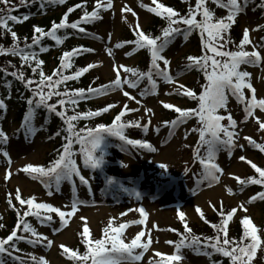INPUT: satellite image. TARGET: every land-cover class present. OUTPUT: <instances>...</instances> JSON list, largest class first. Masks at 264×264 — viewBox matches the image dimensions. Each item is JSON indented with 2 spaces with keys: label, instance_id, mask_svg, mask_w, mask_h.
<instances>
[{
  "label": "snow or ice",
  "instance_id": "snow-or-ice-1",
  "mask_svg": "<svg viewBox=\"0 0 264 264\" xmlns=\"http://www.w3.org/2000/svg\"><path fill=\"white\" fill-rule=\"evenodd\" d=\"M48 2L64 4L66 0H48ZM152 2L155 4V7H150L143 3H141L140 6L147 8L148 11L167 20V27L162 29V35L153 37L150 34H146L137 21L133 28L137 39L135 41L125 42L134 43L137 50L142 48H147L149 50L151 56L149 70L147 72H141L137 68L124 65L114 66L117 74L115 81L111 84L102 85L99 88L89 87L87 90L80 88L72 91L66 90L64 92L57 90L59 85L66 81L79 78L90 69L97 67V65L89 64L87 67L79 69L72 76L64 75L62 69L66 70L72 67L73 57L82 52H92L94 50L90 48L86 49L81 46L73 48L71 51H65L61 56L60 68L54 70L52 75L49 76L46 75L41 68V65L44 62L37 59L35 52H29L26 49H30L32 45L39 44L43 37H50L56 41L57 44H61L66 37L62 38L57 35L58 30L60 29L71 28L78 29L80 32H85V29L80 27L81 23H91L95 20L101 19L102 17L99 15L100 9H111L113 7V0H106V2H104V0H96V7L91 13L85 11L80 20L69 23L68 15L77 8L85 7L84 4H77L68 9V12L65 13L60 23L53 22L50 31H45L39 26H34V33L39 35H34L32 44L25 43L24 48H21L17 42V33L11 31L8 27V21H22L17 16L11 15L7 9H0V12L5 13L4 15H0V27L11 31V36L14 41L12 47L5 48L0 46V54L21 56L22 62L29 65L34 60L36 66L32 68V71L36 72L39 69V81H33L31 79L26 80L25 74L22 71L11 73L16 79L25 82L26 87H31V85L35 83L36 87L32 88L33 97H39V99L33 98L28 100L29 108L25 113L21 127L25 129L26 135L32 134L34 132L32 118L35 108L42 106L48 112L55 113V115L64 122L66 125L64 130L67 132L63 151L59 154L58 158L52 162L51 167L45 168L43 166H34L29 163L23 167V172L29 175L36 174L33 176L34 179L51 177L54 175L57 189H59L62 180H67L74 184L75 177L79 178L81 184L88 185V179L82 175L76 160L73 159V156L75 155L73 152V144L80 145L79 153L82 157L83 165L85 168L91 170L100 169L102 165H104L105 152L109 137L118 138L122 142V150L127 146H131L138 150L146 149L151 152L156 151L155 147L147 140L131 139L126 135V130L130 127L141 128L145 132L149 129L150 121L149 123L141 124L139 121L124 122L122 120L128 112H134L137 111V109H130L125 105L124 110L115 117L110 126L99 124L95 128H86L77 131L76 124L74 123L75 121L100 116L102 113H106L116 107V105L110 104L102 109L95 111L89 110L87 112H75V109H73L75 112L73 115H67L66 110L58 111L57 105H60L62 108L66 105H76L81 99L106 95L109 91L116 89L121 90L123 95L129 99L135 100L136 98L134 96H131L129 92L123 90L122 85L126 84L129 88H135L142 79L147 78L154 93L156 88V81L153 79L154 76L162 78L166 83H174L175 81L168 71L169 60L162 55V52L168 45L169 41L179 34H183L185 39H187L193 32L199 33L203 55L187 56L186 60L188 63L184 65V68L187 70L195 68L203 72L206 83L201 86L202 91L199 95L183 85H178L176 93L197 100L198 106L194 109H182L171 103L161 102L165 109H174L178 113L174 120L164 121L163 123L165 126L169 127V133L171 134L175 128L185 123L188 119H197L199 127L193 128L191 131L199 133V140L196 149H194L193 157L194 162H199L201 165L202 170L200 178L203 180L218 181L219 176L217 173L222 174L223 170L215 162L217 153L224 148L229 151V154H231V150L236 147V140L238 139V132L236 131L238 127L237 120L233 118L230 112L226 116L219 114L221 109L227 111L229 95L235 97L238 102L244 104V121L246 122L249 118H254L259 124V130L264 131V119L255 114L257 109L261 113H264V98L257 97L256 89L251 83V73L241 70L242 65L255 66L264 61V56L261 55V52L255 50L258 47H264V45L257 46L254 44L250 39V30L245 28L243 38L237 46L238 50L231 51L226 47L228 44L232 43L231 37L228 35L230 28L236 22L238 14L245 10L250 0H210V2L216 4L217 7L227 10V15L220 18H216L214 11L208 7L209 0H196L195 8L190 6L187 15L183 16L172 7H167L164 4L159 3L158 0H152ZM182 2H189V0H182ZM24 3H26V0H21V4ZM0 4L9 6V8L11 7L10 0H0ZM260 6L264 7V4ZM41 7H43V0ZM122 11L129 12L133 16L137 15L128 6H125ZM198 16L200 19H197ZM23 19L27 20L28 16H24ZM126 19L127 18L125 17V20ZM179 25H184V27L181 28ZM253 30L264 31V26H258ZM247 45H252L254 50L251 52L245 50ZM122 46V43H117L115 45L117 48ZM46 50L47 49L43 47L40 48L41 52ZM106 51L111 55V49H106ZM209 53H211V55H209ZM130 54L131 53H126V55ZM161 61L164 65L163 68H161L160 65ZM120 69H123L126 73H130L135 79H129L127 76L122 78ZM54 77L57 78L54 79ZM45 87L49 89L47 93L44 91ZM245 89L251 91L252 95L250 99L246 96ZM146 91L147 89L142 90L140 95L143 96ZM53 96L65 97L66 99L60 98L57 99L56 103H49ZM136 102L140 103L139 100ZM33 105L35 107H33ZM4 108H6V105L3 100H0V109ZM151 111V109H145L146 113H150ZM224 120H227L228 123H222ZM156 131H159V129L157 128ZM244 139H246L249 144L254 145L261 152H264V144L257 143L251 137H245ZM7 142V134L0 129V143L6 144ZM240 147L243 148V145H240ZM202 149L204 155H201ZM2 154L5 157H9L7 151H3ZM239 159L241 161H246L255 172L259 174V178L251 177L248 180L235 177L242 186L241 191L243 190V187H246L249 184L264 185V168L258 167L254 162L248 160L244 156L239 157ZM8 162L9 164L11 163L10 158ZM123 166L126 167L127 165ZM159 166L162 169H167V165L163 163ZM187 171L188 169H186V172ZM10 175L11 173L8 172L5 175V179H9ZM106 182L108 184H113L114 179L108 177L106 178ZM46 187H50V185H46ZM124 190L128 191V189ZM227 190L230 194L232 193L231 188H228ZM48 194L51 195L52 193L49 191ZM134 195L137 198L140 197L138 191L134 192ZM14 198L21 206L27 205V210L23 212L22 216L19 210H17L16 227L6 238L0 239V254L7 253L9 256H12V252L9 251V248L14 251H19L16 245L17 241L26 240L29 244H41L46 242L47 246H51L53 243V241L48 239L43 233L37 232V229L25 220V217L34 216L41 224H47L53 219L49 213H56L59 216L61 224L64 225L68 222L66 217L71 218L73 214L78 211V205L85 203L84 201H80L78 197L74 196L70 204V211L65 212L50 203L36 202L34 196L23 199L19 188H17ZM257 199L264 201V191L258 192L250 197L247 203H252ZM7 203L9 207L15 208L11 193L8 195ZM238 207L247 212V208L243 203ZM138 211L141 217L139 220L121 223L118 227L112 226V220L114 218H111L108 226L104 229L105 236L101 239L95 240L90 238V229L87 226L86 218L81 217V220L85 221V224L80 235L86 241L87 251L81 255L77 250H72L64 245H60L63 249V254L68 259L74 260L76 264H87L88 260H91V264H121V261H140L144 252L149 250V245L151 243L150 235L146 241L142 242L141 237H144L146 232L141 230L136 233L130 243H125V241L121 239L123 231L130 225L145 224L147 212L142 206ZM196 211L200 214L201 218L204 219V214L198 206ZM236 212L237 208H233L225 215L222 210L221 202V223L211 225L216 230V236L214 238H205L207 243H202L198 236H192L191 239H189L188 236L185 235V233L190 234L192 230L185 220V213L182 211L178 212L180 220L184 222L185 233L180 234L182 238L178 243L167 241V243L175 245L176 251L174 254L166 255L159 251L155 252V256L160 257V259L155 261L154 264H173V262L181 261L184 259L181 250L185 247L193 250L194 254L204 255L209 258L214 254H221L222 256L229 258L231 264H254L258 255V250L264 249V239L258 235L259 229L252 219L248 215H245L240 221L243 227V235L241 236L240 241L237 242L234 238L230 240L228 237V226ZM121 215H126V213H121ZM0 227H3V225L0 224ZM153 227L157 226L153 225ZM18 229L24 233H30L32 238L29 239L26 236L18 235ZM54 231H59V229H54ZM209 248L212 249V251H208ZM136 249H142L143 251L137 254ZM13 259L19 261V264H27V261L19 256H15ZM31 259L34 264H48L44 257L38 259L35 256H31ZM0 264H3L2 260H0ZM149 264H153V261H149ZM213 264H216V262L213 261Z\"/></svg>",
  "mask_w": 264,
  "mask_h": 264
},
{
  "label": "rangeland",
  "instance_id": "rangeland-1",
  "mask_svg": "<svg viewBox=\"0 0 264 264\" xmlns=\"http://www.w3.org/2000/svg\"><path fill=\"white\" fill-rule=\"evenodd\" d=\"M89 3H84L85 7L80 9L81 13L92 12L96 7V0H87ZM164 0H158L161 3ZM106 2V0H104ZM155 7L152 0H113V7L103 11L100 25L98 28V35L100 38L89 39L82 44H87L92 53L86 59V65L95 64L97 67L92 68L95 74L101 75L105 82H110L116 79V70L114 66L124 65L134 68L143 58V50L136 49L133 44L122 43V35L124 32V25L129 26L130 31L133 30L135 24L139 23L141 29L150 24L154 13L141 7L140 4ZM125 6L130 7L137 15L133 16L129 12L122 11ZM208 7L214 11L215 15L222 16L226 14L225 10H221L216 4L209 0ZM60 14V11H57ZM125 17L127 18L125 20ZM239 32L243 37L244 29L250 30V39L257 46L264 45L260 34L262 31H254L258 26H263V19L254 18L253 14L245 9L238 14L236 22ZM136 34V33H135ZM262 35V34H261ZM117 43H122L120 48L115 47ZM190 41V36L187 39H177L171 44L167 45L162 52V55L169 60V74L173 77L174 83H166L162 78L154 76L156 81V88L153 93L152 86L149 84L147 78L142 79L135 88H129L128 85H122L124 91L130 93L136 99L132 100L123 95L121 90H117L110 95H102L98 99H94L93 103L105 104L110 102L118 104L117 108L123 109L127 105L130 109H137L134 112H128L125 117L133 121L149 123V127L154 126L155 122L164 117L163 110L165 109L161 102L171 103L182 109L188 108L190 101L185 97L176 93L178 85H183L191 90L192 76H174L172 69L180 62L187 61L186 57L189 55L195 56L196 49ZM249 52L253 51L252 45H247ZM111 49V55L106 51ZM146 49V48H145ZM261 55L264 56V47H258ZM126 53H131L126 55ZM150 53V52H149ZM53 56V54L51 55ZM161 68L164 67L163 62H160ZM53 66L52 60L48 58L47 65L44 71L47 72ZM241 70L251 73V83L256 89L258 98H264V61L259 65H242ZM121 77L127 76L130 79V73H126L120 69ZM146 93L141 96L142 90ZM246 96L251 98V91L245 89ZM139 100L140 103L136 101ZM151 109L150 113H146L145 109ZM244 104L237 101L231 95L228 98L227 111L221 109L220 112L232 114L233 118L237 120L238 139L236 140V147L231 150V154L227 149L222 148L216 156V163L223 170L219 176L218 181L203 180L200 174L193 179L181 177L185 167L190 162V154L181 148L182 144H187L195 140L196 136L192 134L188 125H179L171 134L162 136L161 132L156 136H150L148 132V142H150L156 149L151 152L146 149H135L129 147L122 150V148L115 146H107L105 152V164L109 168V173L117 177L126 184L128 191H124L120 196H116L112 191L110 193H102L100 191L99 183L93 182L88 185H80L75 182L74 188L69 189L68 185L64 184L58 192H51L50 188L42 185L38 181H33L27 177V174L22 171L23 167L29 163L34 166L40 165L44 160L46 154L51 148L49 142L42 141V135L32 137L28 140L19 141L17 143L7 142L5 150L9 157L3 156L4 160H0V212L6 215L7 206L5 204V188H7L12 197H15L17 188H19L22 198L35 197L36 202L50 203L62 211H70V204L72 199L78 197L80 201L85 203L78 205V211L73 214L71 218L66 217L67 224L62 225L59 216L56 213H49L53 219L50 223L41 224L37 219L35 220V228L37 232L43 233L48 239L52 240L51 246H47L46 242L41 244H29L19 247V251L15 253L22 256L27 264H34L31 256L38 259L44 257L48 264H69L68 259L63 254V249L60 245L68 248L74 245L76 232L83 230L85 221L81 217L86 218L87 226L90 229V237L98 235L100 229L109 222L111 218L113 227L119 226L121 223L139 220L140 213L138 209L142 206L147 212L146 222L144 225L133 224L123 231L121 239L125 243H130L135 237L136 233L144 230L146 235L141 237L142 242L151 237L149 250L145 251L140 261H121V264H149V261H158L160 257L155 256V252L159 251L166 255L174 254L176 249L174 244H169L167 241H173L172 234L176 226L184 223L180 220L178 212L185 213V220L187 224H201L202 218L196 211L197 206L201 209L204 216L212 214L214 211L222 206H229L230 209L237 208L236 214L232 221H235L240 216L248 215L254 224L258 227V235L264 239V202L257 199L252 203H247L250 197L254 196L249 190V187H243L239 184L235 177L248 180V175L255 170L246 162L241 161L239 157L244 156L248 160L254 162L258 167L264 166V160L256 157L246 148L247 140L245 137H256V128L259 125L254 118H249L244 121L245 112ZM256 116L264 119V113L256 110ZM13 114L10 112L9 119L4 126V132L7 134L13 130L18 124ZM167 127V126H166ZM187 131H184L186 130ZM182 132L188 135L183 139ZM243 145V148L240 147ZM9 158L11 163L9 164ZM167 165V169H162L160 164ZM123 165H127L126 167ZM195 166L200 170L197 163ZM194 166V167H195ZM202 170V169H201ZM10 172V178L5 179V175ZM86 178L87 175L83 174ZM168 179L172 180L168 183ZM199 181V182H198ZM130 187V189H129ZM228 188L232 189V193L228 192ZM131 190V191H130ZM49 191L52 193L49 195ZM138 191L140 197L137 198L134 192ZM8 195V193H7ZM15 203L25 208L27 205L21 206L18 201ZM243 203L247 208V212L239 209V205ZM214 206V207H213ZM126 213V215H121ZM156 225L157 227H153ZM59 229V231H54ZM31 239V234L27 236ZM143 251L136 249V253ZM181 254L184 259L174 264H209L207 256L194 254L193 250L183 248ZM5 264H11V259Z\"/></svg>",
  "mask_w": 264,
  "mask_h": 264
},
{
  "label": "trees",
  "instance_id": "trees-1",
  "mask_svg": "<svg viewBox=\"0 0 264 264\" xmlns=\"http://www.w3.org/2000/svg\"><path fill=\"white\" fill-rule=\"evenodd\" d=\"M85 0H66L64 4L59 3H49L48 0H43V7H41L42 0H26V3L21 4V0H10V5L6 6L4 4H0V9H7L11 15L17 16L22 22H12L8 21V27L11 31H14L17 33L18 37V43L21 48L25 47V43L32 44L33 36L39 35L37 33H34V26H39L43 28L45 31H50L53 25V22L60 23L62 18L61 16H47L48 12H55L58 9H69L77 4H82ZM88 3V2H85ZM167 7H172L174 10L179 12L182 16L187 15L189 7L195 8L196 0H189V2H182V0H165L161 2ZM264 4V0H250L246 8L251 10L256 19H264V7H261L260 5ZM81 8H77L75 11L70 13L68 15L69 23L76 22L77 20H80V18L84 14L80 11ZM102 13V8L99 11V15ZM4 12H0V15H4ZM216 14V13H215ZM214 14V15H215ZM28 16L27 20H24L23 17ZM40 16V18H38ZM216 18L224 17V16H218L215 15ZM197 19H200L198 16ZM167 20L162 19L161 17L157 15H153L152 20L150 21V24L145 28L144 32L146 34H150L153 37L161 36L162 35V29L167 27ZM99 25V19L95 20L91 23H81L80 27L85 29V32H80L78 29H60L58 30L57 35L64 38L63 42L61 44H57L56 41L51 39L50 37H43L41 42L39 44L32 45L30 49H26L29 52H35L36 57L39 60H42L44 63L41 65V68L43 72L46 75H52L54 70L57 68H60L61 65V56L65 51H71L73 48L83 47L84 45H81L80 43L84 41L87 37L95 36L98 30ZM264 26V24H263ZM179 27L183 28L184 25H179ZM11 31H8L4 29L3 27H0V46L9 48L12 47L14 41L11 36ZM262 36L264 39V31L262 32ZM228 35L231 37L232 43L228 44L226 47L228 50L231 51H237V46L239 45L240 41L242 40V35L240 34L237 25H232V27L229 30ZM190 36V41L193 43L192 45L196 49L195 56H201L203 55L202 48H201V39L198 32H193ZM122 38L126 40L127 42L135 41L137 39V36L132 30L130 31L129 26H125V30L123 32ZM184 38L183 34H179L174 36L168 43L171 44L174 40L182 39ZM134 44V43H132ZM43 47L47 49L46 51L41 52L40 48ZM87 49V48H86ZM245 50H247V47H245ZM248 51V50H247ZM56 52V55L52 58L53 60V68L47 72L44 71L45 65L47 63V57L52 53ZM211 55V53H209ZM89 56V52H82L79 55L72 58V67L69 69H62V72L64 75L72 76L74 75L79 69L86 67V58ZM151 63L150 53L149 50L144 48L143 50V58L141 61L134 67L139 69L141 72H147L149 70V66ZM188 61L180 62L174 67L175 75H190L192 76V91H194L197 95L202 91V85L206 83L204 73L193 68L191 70H187L184 68V65H186ZM35 61L33 60L31 64L23 63L21 56H13L11 54H0V100H3L6 108L0 109V129L6 124V120L9 115V111L13 110L14 114L16 116V119L21 121V125L24 121L25 113L27 112L29 105L28 100L29 99H39V97H33L32 88L36 87V84L34 83L31 85V87H26L25 82H22L15 77L11 75L12 72H23L25 74V78L31 79L33 81H39V69L36 72L32 71V68H34ZM57 77H54L56 79ZM131 79H135L131 75ZM113 81L105 82L101 75L93 73V71L89 70L88 72L84 73L82 76H80L77 79L66 81L65 83L58 86L57 90L60 92H64L66 90L72 91L75 89L83 88L87 90L89 87L93 88H99L102 85H108L111 84ZM49 89L45 87L44 91L47 93ZM116 90L109 91L107 94L113 93ZM100 96H92L87 99H81L79 100L78 104L76 105H66L64 108H62L60 105H57L58 111H64L66 110L67 115H73L75 112H87L89 110L95 111L98 109H102L106 107L107 105H110L112 103L106 102L105 104H94L93 101L96 98H99ZM189 101L190 105L187 109H194L198 106V101L194 99H190L189 97L185 96ZM65 98V97H56L53 96L52 99L49 101V103H56L57 99ZM66 99V98H65ZM116 107L112 108L106 113H102L100 116L92 117L89 119H80L78 121H75L76 124V130L79 131L80 129H86V128H95L99 124H104L106 126H110L115 117L124 110L117 108L118 104H114ZM33 107H35L33 105ZM75 109V112L73 111ZM163 113L166 116V119L164 121H170L174 120L178 113L175 110L170 109H164ZM128 116V114H127ZM122 120L124 122L133 121L131 119H128L126 117H123ZM160 121V119H159ZM161 120V123L164 122ZM141 123V122H140ZM222 123H226V120L222 121ZM142 124V123H141ZM191 129L199 127L197 123L196 118L190 119ZM21 125L14 129L12 131V134H10V137L16 138V140L19 138L30 136L31 134L26 135L25 129L21 127ZM32 126L34 128L33 133H43L44 138L43 141L49 142L51 144V148L46 154L44 160L39 166H43L45 168H49L52 165V162H54L59 154L63 151V145L66 143L65 137L67 136V132L64 130L66 128V125L64 122L55 115V113L48 112L44 107L35 108V112L32 118ZM155 131L154 133H156ZM194 133H198L194 131ZM256 137L254 140L257 143L264 144V131H260L259 127L256 129ZM199 134V133H198ZM126 135L131 139H145L144 131L141 128L137 127H130L126 130ZM199 140V136L197 139H195L192 143L186 145V149L188 152H190L192 156V160L194 161L193 152L194 149L197 147V143ZM122 142L115 137H109L108 138V144H121ZM249 151L254 153L258 157H262L264 160V152H261L259 149H257L254 145L249 144L247 141L246 144ZM0 147H2V143H0ZM80 145L79 144H73V152L75 155L73 156V159H80V161L77 163V165H80V167L89 174L92 177H95L97 179H103L106 182V178L111 177L114 179L112 185L114 187L118 186L117 179L115 178V175L109 173V168L105 164L102 165L100 169L91 170L89 168H85L83 165L82 157L79 153ZM201 155H204L203 149L201 150ZM264 168V167H263ZM33 175L27 174V176L32 180H40L43 181V183H53L55 176L51 177H41L39 179H34ZM251 177L259 178V174L255 171L249 175L248 179ZM63 181V180H62ZM66 181V180H64ZM250 189L253 193H258L261 191H264V185H256L251 184ZM117 190V189H116ZM5 203L7 206V214L3 216L0 212V224L3 225V227H0V239L6 238L12 230L17 225V210H19L21 216L23 215V212L27 210V207L21 208L19 207L13 198V204L15 205V208L9 207L7 200L8 195L11 193L7 188H5ZM8 193V195H7ZM221 208L216 209V211L213 214H206L204 216V219H202L201 224H188V226L191 228L192 232L190 234L185 233L184 229V223H181L179 226H176L175 231L173 232V240L178 243L181 240V233H185V235L188 236L189 239H191L192 236H198L201 239L202 243H207L205 238L212 237L214 238L216 236V230L211 226L212 224H220L221 223V215H220ZM223 213L226 215L228 211H230V208L228 206L222 207ZM264 211V207H263ZM242 217L234 222H229V230H228V237L230 240L233 238L235 241L239 242L241 236L243 235V227L240 223ZM25 220H27L33 227L35 226L34 223V216H28L25 217ZM109 222L106 223L102 227V232L100 233V237H94L92 236L91 239H101L105 236L104 229L108 226ZM115 227V226H114ZM82 233V230H80L77 233L76 242L74 247H72V250H77L79 254L83 255L87 251L86 241L82 238L80 235ZM30 233H24L23 231L18 229V235L27 236ZM214 242V240H213ZM23 241H17L16 245L17 247L19 244H22ZM110 246V245H109ZM12 250L9 248V251ZM208 251H212V249H208ZM7 253L0 254V260L3 261V264L7 262L8 260ZM208 263L213 264V261L216 262V264H231L229 258L222 256L221 254H214L211 258L207 257ZM69 264H76L74 260H71ZM87 264H91V260L87 261ZM254 264H264V249L258 250L257 258L254 261Z\"/></svg>",
  "mask_w": 264,
  "mask_h": 264
}]
</instances>
